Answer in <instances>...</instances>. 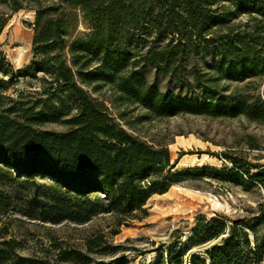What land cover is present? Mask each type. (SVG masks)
Here are the masks:
<instances>
[{
    "label": "trees",
    "instance_id": "trees-1",
    "mask_svg": "<svg viewBox=\"0 0 264 264\" xmlns=\"http://www.w3.org/2000/svg\"><path fill=\"white\" fill-rule=\"evenodd\" d=\"M153 1L160 8L155 34L170 37L160 47H153L152 42L147 44L149 32L144 25L153 18ZM212 3L217 1L61 0L64 10L79 9L83 20L91 25L85 38L69 43L75 19L57 13V7L37 8L31 46L35 62L14 73L0 52V165L18 177H42L52 182L50 188L55 195H45V201L38 200L40 205L34 206L41 208L39 216L43 221L85 224L96 216L112 215L115 227L127 225L147 215V203L154 195L167 193L179 182L174 179L179 171L171 173L177 161L171 163L167 147L149 145L115 124L104 100L92 96L100 92L99 85L111 87L122 99L158 118L243 114L252 121L264 120V105L258 108L245 103L208 104L163 94L131 69L138 61L123 49L130 42L127 37L133 35L131 30H138L135 44L145 48L140 58L165 74L172 72L170 66L175 68V60L207 44L219 42L228 53L233 48L247 49L250 41L264 47V38L257 32L250 37L232 35L225 43L222 39L228 35L205 41L211 27L224 26L239 15L264 17V5L258 7L260 0H232V7L223 6L219 14L210 8ZM130 4L137 8L132 17L127 13ZM7 22L8 18L0 14V34ZM66 50L70 64L63 55ZM259 63L255 65L263 69L264 59ZM235 65L227 66L230 80L253 76L254 66ZM39 74L43 77L38 80ZM15 77L38 80L39 90L25 96L18 92L16 99L4 96L3 89L13 85ZM4 100L11 105L6 107ZM48 125L63 126L66 130H49ZM230 160L231 172L239 176L236 170L242 171L243 167ZM251 179L264 184V172L259 170ZM117 233L112 231L110 235ZM6 234L7 229H0V264H127L123 254L113 255L122 246L111 244L102 233L86 238L81 249L57 247L53 259L19 255L15 250L17 244L4 239ZM239 236L245 238L248 246L246 232L238 233L235 225L226 232L224 222L200 217L183 243L168 244L165 253L156 249L157 256L148 264H182L186 253L216 239L218 243L204 249L206 259L192 254L188 264H243ZM106 256L110 260L106 261Z\"/></svg>",
    "mask_w": 264,
    "mask_h": 264
},
{
    "label": "rangeland",
    "instance_id": "rangeland-1",
    "mask_svg": "<svg viewBox=\"0 0 264 264\" xmlns=\"http://www.w3.org/2000/svg\"><path fill=\"white\" fill-rule=\"evenodd\" d=\"M213 1L217 3H212L210 8L216 14L222 12L223 6L233 5L232 0ZM262 5L264 0H260L258 7ZM152 6L153 18L144 24L149 32L147 44L152 42L153 47H160L167 44L170 37L156 36L154 28L160 22L157 17L160 8L155 1ZM15 7L20 9L13 12L11 9ZM48 7H57L60 15L75 19L69 43L85 38L91 32V25L83 20L80 10H64L61 0H0V14L8 18L0 34V52L14 73L35 62L31 52L35 12L37 8ZM129 7L127 13L132 17L137 8L134 4ZM256 32L264 38V17L239 15L224 26L211 27L205 41L211 42L212 38L228 35L222 39L225 43L232 35L250 37ZM131 34L127 37L130 42L123 47L138 61L131 69L161 93L208 104L245 103L258 108L264 105V68L255 65L264 59L261 44L250 41L247 49L240 51L233 48L231 53L224 50L219 42L207 44L175 60V68L170 66L172 72L165 74L140 58L145 48L135 44L138 30H131ZM63 55L70 64L68 50ZM242 63L254 66L253 76L230 80L227 66L236 64L237 67ZM42 77L41 74L37 76L38 80ZM38 80L15 77L14 84L3 89V95L16 99L18 92L24 96L33 94L39 90ZM98 87L100 92L92 96L104 100L115 124L149 145L167 147L171 163L177 161L171 173L179 171L176 173L179 175L174 177L179 182L171 186L167 193L154 195L147 203V215L127 225L115 227L112 215H99L85 224L67 221L52 224L40 218L41 208L34 207L40 205L38 200L45 201V195H55L50 188L52 182L42 177L34 180L18 177L14 171L0 165V229H7L4 239H11L17 244L16 252L21 256L53 259L57 247L81 249L86 238L102 233L111 244L122 246L113 255L123 254L127 264H148L157 256L156 249L160 248L165 253L168 244L183 243L198 219L203 217L206 221L214 218L224 222L226 232L233 225L238 233L246 232L248 246L245 238L239 236L243 264H264V184L251 179L259 170L264 172V120L252 121L243 114L234 117L180 114L158 118L139 105L122 99L111 87ZM4 103L6 107L11 105L7 100ZM262 114L264 116V109ZM46 128L57 132L66 130L59 125H48ZM230 159L243 167V172L236 170L239 176L231 172ZM188 169L196 171L191 173ZM112 231L118 233L110 235ZM218 242L219 239H216L209 245L192 249L191 253L183 256L182 264H188L192 254L206 259L204 249ZM104 259L108 261L110 257Z\"/></svg>",
    "mask_w": 264,
    "mask_h": 264
}]
</instances>
